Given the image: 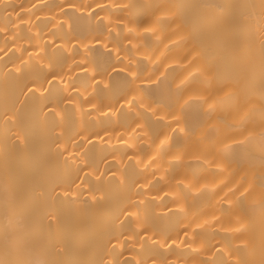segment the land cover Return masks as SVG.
I'll list each match as a JSON object with an SVG mask.
<instances>
[{"label":"bare ground","instance_id":"6f19581e","mask_svg":"<svg viewBox=\"0 0 264 264\" xmlns=\"http://www.w3.org/2000/svg\"><path fill=\"white\" fill-rule=\"evenodd\" d=\"M0 264H264V0H0Z\"/></svg>","mask_w":264,"mask_h":264}]
</instances>
